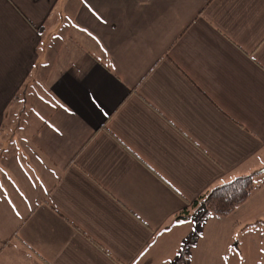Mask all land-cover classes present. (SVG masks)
I'll list each match as a JSON object with an SVG mask.
<instances>
[{
	"label": "crops",
	"instance_id": "0c3cea01",
	"mask_svg": "<svg viewBox=\"0 0 264 264\" xmlns=\"http://www.w3.org/2000/svg\"><path fill=\"white\" fill-rule=\"evenodd\" d=\"M263 172L264 0H0V264H176Z\"/></svg>",
	"mask_w": 264,
	"mask_h": 264
},
{
	"label": "rangeland",
	"instance_id": "374dc122",
	"mask_svg": "<svg viewBox=\"0 0 264 264\" xmlns=\"http://www.w3.org/2000/svg\"><path fill=\"white\" fill-rule=\"evenodd\" d=\"M254 177H256L254 179L255 188L248 199L249 207L251 208L250 216L252 219L255 217L254 219L256 220L264 219V172L254 175ZM194 211V208L191 209V212ZM232 216L234 215H210L209 218L205 219V222L212 221L208 230L206 229L207 224L203 228L199 219L196 218L194 220L196 222L195 230L190 238V241H192L191 245L188 242L180 256L186 253V260L190 257V254L194 256L195 249L192 247L196 241V248H200V255L196 256V264H202L203 262L202 249L208 250L210 247L212 253V250H218L219 246L222 247V250L218 256V264H264V222L256 224L249 230H242V226L237 223H235L236 227L233 229L228 225L225 231L215 228V222L220 223L219 221H221L229 224ZM237 226L239 227L237 228Z\"/></svg>",
	"mask_w": 264,
	"mask_h": 264
},
{
	"label": "trees",
	"instance_id": "16d2710c",
	"mask_svg": "<svg viewBox=\"0 0 264 264\" xmlns=\"http://www.w3.org/2000/svg\"><path fill=\"white\" fill-rule=\"evenodd\" d=\"M240 175L223 183L206 194L199 197L192 207L195 211L192 215H199L201 220L207 218L210 215L228 216L239 206L244 204L255 188L254 175ZM184 215L190 217V213L186 210ZM185 217V216H181ZM262 222L261 220L258 223ZM186 253L179 256L176 264H187Z\"/></svg>",
	"mask_w": 264,
	"mask_h": 264
}]
</instances>
